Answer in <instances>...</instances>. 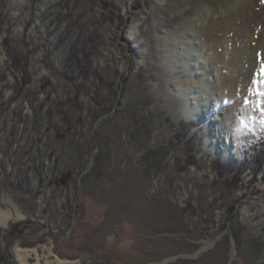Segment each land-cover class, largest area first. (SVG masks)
I'll return each instance as SVG.
<instances>
[{"label":"rangeland","instance_id":"1","mask_svg":"<svg viewBox=\"0 0 264 264\" xmlns=\"http://www.w3.org/2000/svg\"><path fill=\"white\" fill-rule=\"evenodd\" d=\"M189 40L218 66L233 149L183 111ZM259 100L264 0H0V207L23 214L0 226V264H20L16 246L37 249L27 264L48 247L75 264H264V164H222L264 143ZM130 166L146 189L124 199Z\"/></svg>","mask_w":264,"mask_h":264},{"label":"bare ground","instance_id":"2","mask_svg":"<svg viewBox=\"0 0 264 264\" xmlns=\"http://www.w3.org/2000/svg\"><path fill=\"white\" fill-rule=\"evenodd\" d=\"M193 30L195 33H197V28L193 27ZM191 39L194 40L195 38H191ZM191 41L189 40V42L183 43L180 49V51L182 52L180 54H184V56L181 55L183 60V65L185 66L186 70L190 73V77L186 81H184L183 87L186 88L187 93L189 94V98L192 101V103L186 102L184 104L183 111L185 112L187 117L190 116L195 117L196 115L201 113L203 114V117L206 120H209L210 123L207 126V129L209 130V136L207 138V142L211 141L213 146H215L216 142L219 143L224 142L227 144L228 149L229 148L233 149L236 146H238L237 143L239 140L238 128L236 127V124L232 121V114L234 111L233 110L234 107L231 105V102L228 100V98L224 96L225 94L224 92L226 91L222 88L219 81V77H218L219 72L217 68L218 66L214 65L209 67L206 66L205 64L201 65L200 62H198V53L195 54L193 48H189L190 51L187 50L189 45L192 44ZM197 50L200 51L201 48L197 47ZM191 60H195L196 62H193V64H191L192 62ZM193 85H196L197 88H194ZM256 106L264 107V100L256 101ZM247 121L253 123L256 120L252 119ZM237 125H239L238 121H237ZM238 127H240V125ZM115 150L116 151L119 150L118 146L117 147L115 146ZM122 156L123 155L118 154L117 158L116 159L114 158V160L119 161ZM116 163L117 162L115 161L114 168L118 169ZM136 172L137 171L135 170L131 171V166L128 168V175L130 177L128 180L126 179V181L124 177V183L126 185V188L120 191V197L124 199L139 198V195L141 194L140 192L141 186L139 185L140 182L143 180V178H139L138 176H135ZM141 185L142 187H144V189H146L145 183H142ZM149 203L150 202L147 201L144 205H148ZM129 207L131 210L139 211V212L141 211V209L138 206L137 209L135 208V206L132 205H130ZM9 209H2L0 207V226H6L13 219H19L23 217V214L19 210L14 208V212H12V210ZM14 253L20 264H27V259L31 256L36 258V263H38L41 258L37 249L35 248L23 249L16 246L14 249ZM47 256L50 257L52 256L53 259H46L45 264H75L76 263V261L62 259L56 254H53L50 247H48Z\"/></svg>","mask_w":264,"mask_h":264},{"label":"trees","instance_id":"3","mask_svg":"<svg viewBox=\"0 0 264 264\" xmlns=\"http://www.w3.org/2000/svg\"><path fill=\"white\" fill-rule=\"evenodd\" d=\"M251 147L252 150L250 149L247 153L239 156L238 163L231 158H227L222 164L230 169L233 167L239 169V166H241V170L250 166L251 163H259L262 166L264 164V143L261 146L252 145Z\"/></svg>","mask_w":264,"mask_h":264},{"label":"water","instance_id":"4","mask_svg":"<svg viewBox=\"0 0 264 264\" xmlns=\"http://www.w3.org/2000/svg\"><path fill=\"white\" fill-rule=\"evenodd\" d=\"M171 260V259H170ZM169 259L168 260H166L165 262H163V263H159V264H165V263H167L168 261H170Z\"/></svg>","mask_w":264,"mask_h":264},{"label":"snow or ice","instance_id":"5","mask_svg":"<svg viewBox=\"0 0 264 264\" xmlns=\"http://www.w3.org/2000/svg\"><path fill=\"white\" fill-rule=\"evenodd\" d=\"M262 125H264V120L261 121Z\"/></svg>","mask_w":264,"mask_h":264}]
</instances>
